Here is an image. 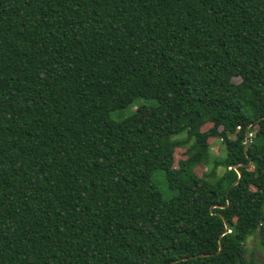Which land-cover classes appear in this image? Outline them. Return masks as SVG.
<instances>
[{
	"label": "trees",
	"instance_id": "trees-1",
	"mask_svg": "<svg viewBox=\"0 0 264 264\" xmlns=\"http://www.w3.org/2000/svg\"><path fill=\"white\" fill-rule=\"evenodd\" d=\"M256 233L264 0H0V264H253Z\"/></svg>",
	"mask_w": 264,
	"mask_h": 264
},
{
	"label": "rangeland",
	"instance_id": "rangeland-1",
	"mask_svg": "<svg viewBox=\"0 0 264 264\" xmlns=\"http://www.w3.org/2000/svg\"><path fill=\"white\" fill-rule=\"evenodd\" d=\"M154 103H155V101H153V100H146V99H142V98L137 99L135 101V103H133L129 108L122 110V111H118L115 114H113V118L119 119V118L126 117V116L134 113L138 107L154 105ZM206 128H208V127H205V129ZM209 142H210L211 147H212V155L213 156H225V152L222 148V145H221V142L219 139L211 138ZM183 158H184V151L182 149L177 150L176 160H181ZM204 170H206V168L201 166V167H198L195 171L198 175H202V172H204ZM223 173H224V168H222V167L219 168L218 174L222 175ZM161 177H162L161 172H157L154 176L155 181L157 182L163 196L166 199H170L176 194V192L171 191L168 188V186L164 183V179L162 181ZM246 249H247L246 257L250 263L262 264V262L264 261V246H263L261 236L259 233L254 234L253 236H251L247 240Z\"/></svg>",
	"mask_w": 264,
	"mask_h": 264
},
{
	"label": "water",
	"instance_id": "water-1",
	"mask_svg": "<svg viewBox=\"0 0 264 264\" xmlns=\"http://www.w3.org/2000/svg\"><path fill=\"white\" fill-rule=\"evenodd\" d=\"M248 139H247V142H246V149H247V145H248ZM251 163H252V161H251ZM250 163V164H251ZM237 171V173H238V175H239V178H238V180L233 184V186H235V185H237L238 183H239V181H240V179H241V177H242V175H241V172L237 169L236 170ZM222 250V247H220V250H219V252ZM199 256H206L205 254H201V255H199ZM188 258H183V259H180V260H178V261H181V260H187ZM173 263H175V262H173Z\"/></svg>",
	"mask_w": 264,
	"mask_h": 264
}]
</instances>
